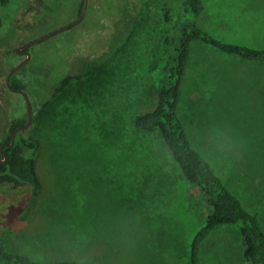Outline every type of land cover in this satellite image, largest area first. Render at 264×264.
Returning <instances> with one entry per match:
<instances>
[{
	"label": "rangeland",
	"instance_id": "rangeland-1",
	"mask_svg": "<svg viewBox=\"0 0 264 264\" xmlns=\"http://www.w3.org/2000/svg\"><path fill=\"white\" fill-rule=\"evenodd\" d=\"M82 1L0 0V141L27 112L23 97L6 86L9 71L26 58L16 50L74 22ZM124 1L88 0L82 22L30 46L25 68L15 73L33 116L41 111L23 134L40 141L34 157L42 190L30 203L0 196V231L12 251L80 264H190L192 239L210 213L206 197L157 133L132 125L135 114L156 104L162 10L168 2L176 13L183 0L140 1L135 25L151 34L133 51L125 39L109 43ZM202 1L199 24L214 38L264 49V0ZM90 63L89 75L51 99L64 76ZM177 112L193 149L264 231V62L195 42ZM241 242L236 225L216 228L199 264H249Z\"/></svg>",
	"mask_w": 264,
	"mask_h": 264
},
{
	"label": "trees",
	"instance_id": "trees-1",
	"mask_svg": "<svg viewBox=\"0 0 264 264\" xmlns=\"http://www.w3.org/2000/svg\"><path fill=\"white\" fill-rule=\"evenodd\" d=\"M141 0H125L118 18L113 22L109 35L111 46L124 39L129 43L130 51L144 44L142 36L151 32L140 31L136 20L140 12ZM5 4L7 0H1ZM82 8V6H81ZM202 0H183L178 10L172 11L168 2L163 8L164 30L159 33L157 46L164 54L157 90L155 106L133 116L132 125L136 132L143 134L157 133L170 151L184 178L197 187L206 197L210 213L205 225L193 237L190 245V264H199L200 248L206 238L222 225H236L241 235L243 257L249 264H264V231L256 213L246 210L237 198L221 181L210 164L193 149L182 121L177 112L183 79L192 55L195 42L209 44L225 54L237 56L253 62H264V49H254L242 45L224 43L209 34L199 23L205 14ZM80 14V12H79ZM3 20L0 17V27ZM136 24V25H135ZM142 39V40H141ZM129 57V54H127ZM93 64H86L79 74H68L56 85L51 99L64 91L72 79L80 80L90 74ZM10 85L14 89H23V85L14 74ZM41 117H32L36 122ZM27 112L9 124L5 139L0 141L3 155L0 159V187L9 185V192L1 195L16 197L30 203L42 190V181L37 171V160L34 155L40 148V141L19 132L11 147V134L27 123ZM14 194H13V193ZM8 193V194H7ZM12 193V194H9ZM27 198V199H26ZM0 231V259L9 264H80L74 259H57L42 261L27 254L8 249Z\"/></svg>",
	"mask_w": 264,
	"mask_h": 264
},
{
	"label": "water",
	"instance_id": "water-1",
	"mask_svg": "<svg viewBox=\"0 0 264 264\" xmlns=\"http://www.w3.org/2000/svg\"><path fill=\"white\" fill-rule=\"evenodd\" d=\"M87 1L88 0H83V4H82V10H81V14H80V17L75 20L74 22H72L71 24L65 26L64 28H61L59 30H56L48 35H45L37 40H34L28 44H25V45H22L20 46L19 49L16 50V53L19 54V52L21 50H25V49H28L30 46H32L33 44L35 43H38V42H41V41H44V40H47L51 37H53L54 35L58 34V33H61L63 31H66L67 29L77 25L78 23L81 22V20L84 18V15H85V11H86V6H87ZM27 55V58L25 60H23L22 62H20L18 65L14 66L8 73L7 77H6V86L7 88L11 91V92H14V93H17V94H20L25 103H26V108H27V117H28V120H27V123L21 127H17L11 134V141H10V144L9 145H6L7 147H11L13 144H14V140H15V137L16 135L19 133V132H24L26 129H28L31 124H32V105H31V101H30V97L29 95L22 89H14L11 87L10 85V81H11V78L12 76L23 66L27 63L29 57H30V54L29 52H26L25 53ZM2 147H0V153L3 154L2 152ZM5 159L4 160H0V162H5L6 161V156L4 155Z\"/></svg>",
	"mask_w": 264,
	"mask_h": 264
},
{
	"label": "flooded vegetation",
	"instance_id": "flooded-vegetation-1",
	"mask_svg": "<svg viewBox=\"0 0 264 264\" xmlns=\"http://www.w3.org/2000/svg\"><path fill=\"white\" fill-rule=\"evenodd\" d=\"M87 2H88V1H87ZM82 4H83V1H82ZM81 10H82V8H81ZM81 10H80V14H81ZM80 14L78 15V18L80 17ZM78 18H77V19H78ZM77 19H75V20H77ZM82 20H83V19H82ZM82 20H81V22H82ZM78 24H79V23H78ZM78 24H77V25H78ZM75 26H76V25H75ZM73 27H74V26H73ZM67 30H68V29H67ZM26 52H28L27 49L22 50V51L19 52V55H25V57L27 58V55L25 54ZM26 58H25V59H26ZM25 59H24V60H25ZM22 61H23V60H22ZM22 61H21V62H22ZM23 67L25 68V65H23L21 68H23ZM21 68H20V69H21ZM22 90H23V89H22ZM32 116H33V112H32ZM0 147H2V146H0ZM2 152H3V151H2ZM0 155H3V154L0 153ZM0 160H1V159H0Z\"/></svg>",
	"mask_w": 264,
	"mask_h": 264
}]
</instances>
